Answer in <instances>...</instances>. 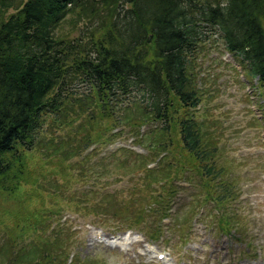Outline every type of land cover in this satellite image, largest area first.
<instances>
[{"label": "trees", "instance_id": "16d2710c", "mask_svg": "<svg viewBox=\"0 0 264 264\" xmlns=\"http://www.w3.org/2000/svg\"><path fill=\"white\" fill-rule=\"evenodd\" d=\"M211 36L239 61L245 78L264 87V0H0V197L12 199L28 184L27 159L44 129L68 128L81 114L97 129L133 105L142 124H156L147 144L161 159L144 169L148 184H170L171 168L173 175L182 166L192 169L202 199L218 210L215 230L238 234L234 211L226 209L238 198L232 180L193 115L201 103L194 62ZM90 140L86 134L76 144ZM44 148L66 158L81 150L60 142ZM133 155L145 163L146 156ZM166 195L155 196L146 210L139 205L133 216L111 215L124 230L157 240L160 225L148 230L144 215L167 219ZM36 221L26 231L42 232ZM60 235L58 229L51 240L38 236L27 251L9 241L10 255L0 264H97L76 263Z\"/></svg>", "mask_w": 264, "mask_h": 264}, {"label": "rangeland", "instance_id": "374dc122", "mask_svg": "<svg viewBox=\"0 0 264 264\" xmlns=\"http://www.w3.org/2000/svg\"><path fill=\"white\" fill-rule=\"evenodd\" d=\"M208 41L194 62L201 103L193 115L201 120L206 139L216 147V158L232 180L231 192L238 198L229 199L226 209L234 211L231 221L238 234L215 230L218 210L211 200L202 199L192 169L182 166L181 173L173 175L171 168L170 184H148L144 169L153 170L161 159L147 144L156 124H142L140 111L132 105L97 129L83 114L68 128L44 129L42 143L27 159L28 184L22 182L12 199L0 197V263L10 255L9 241L27 251L38 236L51 240L54 230L61 229V243L76 263L264 264V87L245 78L242 65L216 36ZM86 134L91 140L76 144ZM59 142L63 149L81 150L66 158L44 148ZM131 151L146 156L147 167ZM172 153L170 161L176 155ZM163 193L170 198L164 207L169 208L170 221L158 222L157 213L145 214L143 221L150 231L160 225L157 240L148 241L135 231L121 237L124 224L111 213L126 216L139 205L149 208L148 203ZM34 218L42 232L26 231ZM115 229L123 231L113 234Z\"/></svg>", "mask_w": 264, "mask_h": 264}, {"label": "bare ground", "instance_id": "6f19581e", "mask_svg": "<svg viewBox=\"0 0 264 264\" xmlns=\"http://www.w3.org/2000/svg\"><path fill=\"white\" fill-rule=\"evenodd\" d=\"M158 254V253H157Z\"/></svg>", "mask_w": 264, "mask_h": 264}]
</instances>
